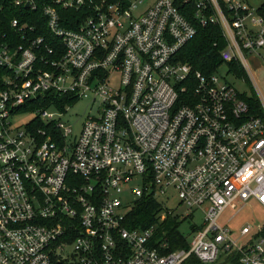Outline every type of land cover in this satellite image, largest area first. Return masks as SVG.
<instances>
[{
    "label": "built area",
    "instance_id": "2783aa9c",
    "mask_svg": "<svg viewBox=\"0 0 264 264\" xmlns=\"http://www.w3.org/2000/svg\"><path fill=\"white\" fill-rule=\"evenodd\" d=\"M51 2L42 14L52 41H0L8 70L0 89V264H184L190 256L215 264L232 253L240 264H264V221L236 232L218 224L226 209L264 208V101L177 59L195 25L218 26L226 74L253 80L249 56L264 67V2L184 0L192 23L178 0ZM13 3L37 9L33 0ZM59 8L78 11L74 28L63 26ZM11 26L24 38V26ZM233 62L244 75L229 72ZM61 97L91 98L95 107L73 136L62 112L48 111L70 107L57 108ZM253 97L261 116L248 106ZM24 113L35 117L14 126L11 118ZM144 196L159 203L157 222L202 214L188 249L170 251L156 239L158 226H124ZM173 200L185 216L165 206Z\"/></svg>",
    "mask_w": 264,
    "mask_h": 264
},
{
    "label": "trees",
    "instance_id": "16d2710c",
    "mask_svg": "<svg viewBox=\"0 0 264 264\" xmlns=\"http://www.w3.org/2000/svg\"><path fill=\"white\" fill-rule=\"evenodd\" d=\"M14 0H0V41L11 43V46L17 47L25 43L26 38H38L43 36L52 41L53 37L49 34L46 26V19L42 14V8L47 5H52L51 0H33L37 6L35 11L25 7V5L16 6ZM180 1V2H179ZM191 2L178 0L177 8L180 14L189 21L193 22L194 11L192 10ZM58 12L63 18V26L66 29L74 28L75 23L81 18L76 19L79 13L74 10L58 9ZM15 19L19 23V27L24 26L25 35L22 38V33L17 28L11 26V21ZM76 19V20H75ZM71 20V22H70ZM67 22H70L69 24ZM18 27V28H19ZM32 31H29V29ZM196 30L195 37L184 44L183 48L177 53V59L180 63H187L191 66L193 73L197 72L204 76H211L216 73L224 62L220 57V51L224 48V40L222 30L216 26L199 27L194 26ZM230 73L236 76H242L243 71L236 62L227 64ZM8 73L7 69L0 67V89H2V78ZM76 100L67 97H61L57 102V108L62 109L64 105L72 104ZM251 112L256 116H261L259 104L253 98L246 99ZM46 108L49 105H41ZM40 107V106H39ZM160 206L157 201L151 197H141L135 201L124 218V226L130 230L148 229L157 227L156 239L159 238L170 244V251L175 249H188V241L180 233L179 227L181 222L169 215L161 222H157V214L160 212ZM196 230V226L191 227ZM184 264H201L196 257L190 256ZM215 264H240L237 254L223 255Z\"/></svg>",
    "mask_w": 264,
    "mask_h": 264
},
{
    "label": "rangeland",
    "instance_id": "374dc122",
    "mask_svg": "<svg viewBox=\"0 0 264 264\" xmlns=\"http://www.w3.org/2000/svg\"><path fill=\"white\" fill-rule=\"evenodd\" d=\"M251 4L257 6L260 3H263L264 0H246ZM248 62V71L253 78H251L246 74L249 78V82H243L239 79H235L229 74H226V65H222L218 68L216 76L220 78L223 82L231 84L238 93H243L246 95H250V90L256 93L260 103L261 99L264 101V67L262 63H259L254 57L249 56L247 59ZM114 76L111 77L113 79ZM116 78H114L115 81ZM116 82V81H115ZM261 99H260V96ZM262 105V104H261ZM95 107L93 108L91 98L88 99H79L75 101L72 106L66 107L63 111L48 109V111L53 113L62 112L61 119L63 121H67L71 126V131L73 134L79 133V128L83 122V120L89 116V114H93ZM34 115L32 113H24L21 115H17L11 118V122L14 126L24 127L25 124L34 119ZM164 202V200L162 199ZM165 206L169 209H174L177 214L181 217L185 216L187 210L181 204H178V201L173 200L167 203H164ZM264 221V208L259 207L255 203H248L244 208L237 211L232 209H226L218 220V224L221 226L229 228L231 231L236 232L242 226L245 225H254L256 222L261 223ZM202 223V214L199 211L193 213V216L189 219H185L181 222L179 231L184 236L186 241L190 242L192 235V226H201ZM67 252L70 254L72 251V245H70L67 249Z\"/></svg>",
    "mask_w": 264,
    "mask_h": 264
},
{
    "label": "water",
    "instance_id": "95a60500",
    "mask_svg": "<svg viewBox=\"0 0 264 264\" xmlns=\"http://www.w3.org/2000/svg\"><path fill=\"white\" fill-rule=\"evenodd\" d=\"M27 7L29 6V4L26 5Z\"/></svg>",
    "mask_w": 264,
    "mask_h": 264
}]
</instances>
